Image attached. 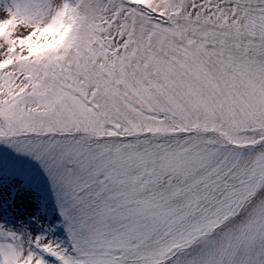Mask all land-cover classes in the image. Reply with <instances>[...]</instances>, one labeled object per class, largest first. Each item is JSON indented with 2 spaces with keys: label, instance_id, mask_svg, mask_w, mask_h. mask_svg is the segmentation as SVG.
Returning <instances> with one entry per match:
<instances>
[{
  "label": "snow or ice",
  "instance_id": "snow-or-ice-1",
  "mask_svg": "<svg viewBox=\"0 0 264 264\" xmlns=\"http://www.w3.org/2000/svg\"><path fill=\"white\" fill-rule=\"evenodd\" d=\"M0 264H264V0H0Z\"/></svg>",
  "mask_w": 264,
  "mask_h": 264
}]
</instances>
